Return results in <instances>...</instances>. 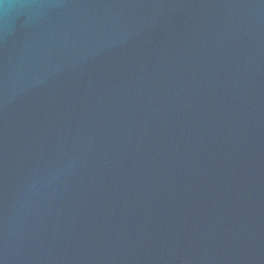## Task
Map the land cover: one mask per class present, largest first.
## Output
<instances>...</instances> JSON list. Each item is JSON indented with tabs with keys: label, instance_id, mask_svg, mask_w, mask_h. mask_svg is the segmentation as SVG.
<instances>
[{
	"label": "water",
	"instance_id": "95a60500",
	"mask_svg": "<svg viewBox=\"0 0 264 264\" xmlns=\"http://www.w3.org/2000/svg\"><path fill=\"white\" fill-rule=\"evenodd\" d=\"M0 264H264V0H2Z\"/></svg>",
	"mask_w": 264,
	"mask_h": 264
},
{
	"label": "clouds",
	"instance_id": "9594fccd",
	"mask_svg": "<svg viewBox=\"0 0 264 264\" xmlns=\"http://www.w3.org/2000/svg\"><path fill=\"white\" fill-rule=\"evenodd\" d=\"M0 2H2V0H0Z\"/></svg>",
	"mask_w": 264,
	"mask_h": 264
}]
</instances>
